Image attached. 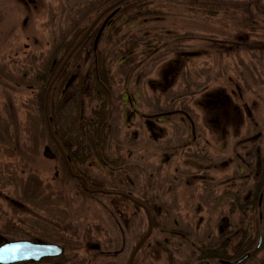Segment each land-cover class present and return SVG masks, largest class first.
Masks as SVG:
<instances>
[{
  "label": "rangeland",
  "instance_id": "374dc122",
  "mask_svg": "<svg viewBox=\"0 0 264 264\" xmlns=\"http://www.w3.org/2000/svg\"><path fill=\"white\" fill-rule=\"evenodd\" d=\"M212 1L145 0V14L124 7L97 49L83 48L78 61L69 63V76L62 77L65 87L83 82L81 73L98 60L110 70L105 151L111 161L105 168L91 159L79 164L93 183L130 192L151 208L154 227L134 264L207 260L211 233L214 240L250 234L246 228L258 217L256 187L264 178V13L252 22L241 10H216ZM63 3L0 0V128L6 117L15 116L9 128L21 129L25 144L31 138L22 131L23 122L27 110H36L30 100L35 88L15 79L23 73L31 77L42 59L50 67L59 64L63 53L55 47L63 40L56 39L67 24ZM233 89L241 97H232ZM64 90L59 102L72 94ZM223 91L241 113L232 114L220 131ZM96 98L81 99L86 114L100 106ZM76 115L74 110L64 125H74ZM48 146L44 138L31 157L11 155L0 142V243L29 239L65 247L60 256L16 264H125L148 227L140 204L84 193L73 180L59 195L46 189L43 195L22 196L21 182L30 175L53 185L64 174L59 157L44 153ZM260 207L264 218V197ZM224 218L228 226L220 231Z\"/></svg>",
  "mask_w": 264,
  "mask_h": 264
},
{
  "label": "trees",
  "instance_id": "16d2710c",
  "mask_svg": "<svg viewBox=\"0 0 264 264\" xmlns=\"http://www.w3.org/2000/svg\"><path fill=\"white\" fill-rule=\"evenodd\" d=\"M129 1L130 0H128V2ZM131 1L133 3L128 5L125 10L136 8L140 10L141 13H146L145 0ZM190 1L192 5V0ZM211 4L217 8L216 10L224 8V6L230 9L241 10L246 13L247 19L252 22L256 17V13H264V1L262 3V0H213ZM211 9L215 8L211 7ZM57 52H62V50H57ZM65 52H67V50ZM79 52L80 51L77 50L74 56ZM63 58L64 56L60 58L59 64L51 67L45 59H42V63L39 67L36 66V70L31 77H26V73L25 75L23 73L15 79L16 83L19 85L35 88L34 96L30 100L34 103L36 110L33 112L27 110L23 122L24 127L22 129V131L28 132L26 137L29 139L31 138L29 142L25 144L21 141V129L18 127L9 128L8 124L17 119L15 116L12 117L11 114L8 119L6 117V123L3 122L4 124L0 128V142L8 145L7 151L9 154H29L31 157L33 155L35 156L39 144L46 138L47 141H49L50 148L61 161L64 174H59L60 178H58L53 185L48 183L44 185L35 175H30L26 183L23 181L21 182L23 185L21 194L25 199L35 193H37V195H43L46 189H48V194L59 195L61 194L60 191L62 188L68 183V180L78 181V183L81 184L80 189L82 188V191L87 193L82 185V181L79 178L72 177L69 173L66 162L48 131L44 114L45 96L48 86ZM68 68L69 63L64 66L59 77L52 83L48 93V113L54 134L64 148L72 171L86 176L87 174L83 168L80 167L81 164L79 163L86 164L85 162L91 159L94 162L101 163V166L105 168L111 161L110 158L107 157L105 146H107V141L110 136L111 125L109 109L112 105L110 99L113 96L110 88L112 79L107 65L103 61L98 60L97 63H92L91 68L85 69V71L81 73L84 79L83 82H73L65 87V80H63L62 77L66 75L69 76ZM65 88H67L69 92H72V94L59 102L58 98L63 95L62 90ZM95 97L100 100V106L91 109V111L86 114V107L82 105L81 99L84 98L85 101V99L92 100ZM74 110L77 113L76 118H73L74 125L65 126L64 123L67 122L68 115ZM80 120L84 121V127L81 126ZM38 123H40L41 126H39ZM26 145L28 146L27 149ZM86 178L88 187L92 189L105 187L103 184L93 183L87 176ZM255 193L257 194L256 191ZM152 218L153 221H155L153 216ZM201 249L203 250L204 247L201 246ZM195 264H207L205 256H200Z\"/></svg>",
  "mask_w": 264,
  "mask_h": 264
},
{
  "label": "flooded vegetation",
  "instance_id": "af4514ba",
  "mask_svg": "<svg viewBox=\"0 0 264 264\" xmlns=\"http://www.w3.org/2000/svg\"><path fill=\"white\" fill-rule=\"evenodd\" d=\"M20 1L25 6H29L30 3H34L36 0ZM118 1L120 2L117 3ZM132 3L131 0L129 2L128 0H64L62 5V7L64 6L62 9V17L65 18L67 24L61 29V38L59 36V38L56 39H61L63 42L60 43L58 47H55V49H72L75 43L82 38L91 26V29L87 32V35L78 47L80 51H82L83 48L96 50L102 37L110 33V30L115 27L117 13L120 12L123 7H128V5ZM27 21L28 19L25 18L23 22L26 24ZM64 42L67 43L64 44ZM229 46H231V44ZM54 54L55 52L51 50V56H54ZM78 54L71 58L70 64L78 61ZM221 94V103H219L224 106L225 109L221 110L222 117L219 118L217 116L216 121H219L217 127L220 128V131H224L227 129L228 121L230 118L232 119L231 115L234 113H241V111L238 105L231 101V97H229L225 91L221 92ZM236 94H238V91L233 89L231 93L232 97ZM239 96L241 97V95ZM248 112L251 113L250 110ZM257 184L256 191H260L257 198V208L259 210L258 217L257 219L254 218L252 225H248L246 228L248 232L252 230L253 234L239 235L237 238L236 236H238V234H224L220 235L219 239L214 240L213 233H211L209 235L211 238L208 246L207 264L232 263L241 259L243 256H245V258L237 264H264V218L263 212L259 209L261 206V202L259 203V201H261V197H264V178L260 179ZM223 221L224 223L219 227L220 231L226 229L228 226L227 219L224 218ZM121 250L122 248L116 250V252L119 253ZM49 263L54 264L53 262ZM55 264L59 263L55 262Z\"/></svg>",
  "mask_w": 264,
  "mask_h": 264
},
{
  "label": "water",
  "instance_id": "95a60500",
  "mask_svg": "<svg viewBox=\"0 0 264 264\" xmlns=\"http://www.w3.org/2000/svg\"><path fill=\"white\" fill-rule=\"evenodd\" d=\"M80 42L81 40L75 45V47L67 55L66 59L61 64L58 73L60 72V70L66 63L67 59L70 57V55L73 53L74 49L78 46ZM47 95H48V92H47ZM45 116H46V122H47L49 132L52 138L54 139L55 143L59 147L61 153L64 155L63 148L58 142V140L56 139L53 133V130L51 128V125H50V119L48 116V109H47V96L45 99ZM44 153L46 154V156H51V157L54 156L52 153L48 151V148H46ZM69 169H70V166H69ZM79 177L83 180L84 185L86 186L85 178L81 175ZM143 207L148 215V221H149L148 230L145 233V235L142 237V239L138 242V244L134 247L127 264H132V260L134 258V255L138 247L140 246L142 241L146 237L149 236L152 230L153 222H152L150 210L145 205H143ZM92 246L95 248V247H98V244H93ZM62 252H63V247L57 244H54V243L34 242L31 240H27V239L7 240L0 244V264H13V263L20 262V261L39 260L40 258L44 256H56V255L61 254ZM244 258L245 256H243L240 260L234 263L225 262V264H236Z\"/></svg>",
  "mask_w": 264,
  "mask_h": 264
}]
</instances>
